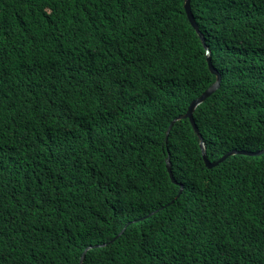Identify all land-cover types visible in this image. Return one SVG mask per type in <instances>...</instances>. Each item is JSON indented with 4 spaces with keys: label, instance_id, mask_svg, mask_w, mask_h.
Returning <instances> with one entry per match:
<instances>
[{
    "label": "trees",
    "instance_id": "16d2710c",
    "mask_svg": "<svg viewBox=\"0 0 264 264\" xmlns=\"http://www.w3.org/2000/svg\"><path fill=\"white\" fill-rule=\"evenodd\" d=\"M184 3L0 0V264H264V153L209 168L170 128L216 79ZM192 8L222 74L208 157L259 151L264 0Z\"/></svg>",
    "mask_w": 264,
    "mask_h": 264
},
{
    "label": "water",
    "instance_id": "95a60500",
    "mask_svg": "<svg viewBox=\"0 0 264 264\" xmlns=\"http://www.w3.org/2000/svg\"><path fill=\"white\" fill-rule=\"evenodd\" d=\"M186 3H185V9L188 13V16L190 18V20L192 21V23L194 24V26L198 29V26L195 22V19H194V15L192 13V7H191V0H185ZM200 33V31H198ZM203 41H204V38H203ZM206 49L209 53V47L206 45ZM208 62H209V66H210V69L212 70L213 73H215L217 75V80L216 82L209 88L207 89L203 95H201L198 99H196L195 101H193V103L191 104L190 108H189V111L187 113L186 116H189L191 117L194 125H195V122L193 120V111L194 109L196 108V106L203 102L207 97H209L220 85V82H221V74L218 72V70H216L212 64V58L210 56V54L208 55ZM196 128V131L198 132V128L195 126ZM200 135V134H199ZM201 137V148H202V152H203V157H204V160L206 162V165L210 168L214 167V166H217L218 164H220L221 162H223L224 160H226L229 156L231 155H235V154H249V155H259V154H262L264 152V148L259 150V151H245V150H238V149H235V150H232L228 153H226L224 156H222L220 159L216 160V161H211L209 158H208V154H207V150H206V145L203 141V138L202 136L200 135ZM168 168H169V171L171 173V177L173 179L174 182H177V180L174 178V175L172 173V166H171V163L168 164ZM88 249L85 250L82 258H81V264H83V261H84V257H85V254L87 252Z\"/></svg>",
    "mask_w": 264,
    "mask_h": 264
},
{
    "label": "clouds",
    "instance_id": "9594fccd",
    "mask_svg": "<svg viewBox=\"0 0 264 264\" xmlns=\"http://www.w3.org/2000/svg\"><path fill=\"white\" fill-rule=\"evenodd\" d=\"M185 3H186V1H185ZM185 3H184V8H185ZM191 7H192V0H191ZM185 11H186V9H185ZM192 13H193V15H194V19H195V22H196V24H197V26H198V29L194 26V24L192 23V21L190 20V18H189V16H188V13H187V11H186V14H187V16H188V19H189V22H190V24L192 25V27L196 30V32L199 34V36L201 37V39H202V42H203V44H204V46H205V50H206V55H207V61H208V55L210 54V56H211V58H212V53H211V48H210V46L207 44V38H206V36H205V33H204V31L201 29V25H200V23H199V21H198V19H197V17H196V15H195V13H194V11H193V8H192ZM198 31H200V33L198 32ZM203 38H204V41H203ZM206 45L209 47V53H208V51H207V49H206ZM212 64H213V66H214V68L216 69V70H218L216 67H215V65H214V63H213V59H212ZM208 65H209V62H208ZM209 69H210V66H209ZM210 71H211V73L213 74V75H215L216 76V79H215V81L207 88V89H209L215 82H216V80H217V75L215 74V73H213L212 72V70L210 69ZM218 72L221 74V72L218 70ZM221 84H222V74H221V82H220V85H219V87L211 94V95H213L219 88H220V86H221ZM206 89V90H207ZM205 90V91H206ZM204 91V92H205ZM203 92V93H204ZM203 93L201 94V95H203ZM200 95V96H201ZM210 95V96H211ZM199 96V97H200ZM209 96V97H210ZM199 97H197V98H195V99H193L191 102H190V104H189V106H188V109H187V111H186V113L184 114V115H179V116H177V117H175L174 118V120L172 121V123H171V125H170V128L173 126V124L175 123V122H177V121H179V120H181V119H183V118H185V119H189L190 121H191V124H192V126H193V129H194V131L197 133V135L200 137V135L202 136V134H201V132H200V129H199V126H198V124H197V122H196V118H195V111L197 110V108L203 103V102H205L206 101V99L208 98H206L203 102H201V103H199L197 106H196V108L194 109V111H193V120H194V122H195V125H194V123H193V121H192V119H191V117H189V116H186L187 115V113H188V111H189V108H190V106H191V104L193 103V101H195L196 99H198ZM195 126L198 128V132L196 131V128H195ZM169 128V129H170ZM168 133H169V131H168ZM200 134V135H199ZM202 138H203V136H202ZM71 139H73L72 137H70V140ZM69 140V139H68ZM203 141H204V139H203ZM204 143H205V141H204ZM200 145H201V137H200ZM206 145V144H205ZM202 149V148H201ZM206 150H207V147H206ZM230 152V151H229ZM203 153V152H202ZM264 153V152H263ZM207 154H208V152H207ZM225 155V154H224ZM223 155V156H224ZM260 155V154H259ZM232 156V155H231ZM35 158V157H34ZM204 158V157H203ZM209 158V157H208ZM220 159V158H219ZM218 160V159H217ZM205 161V160H204ZM216 161V160H215ZM32 163V161H27L26 162V164H31ZM169 163H171V166H172V162L170 161V160H168V163H167V167H168V164ZM206 163V162H205ZM222 163V162H221ZM219 165V164H218ZM208 167V166H207ZM215 167V166H214ZM210 168V167H209ZM213 168V167H212ZM168 171H169V168H168ZM170 172V171H169ZM172 173H173V169H172ZM170 175H171V173H170ZM175 178V177H174ZM175 183H178L179 185H181V189H180V192L183 190V188H184V184L183 183H180V182H175ZM68 184V183H67ZM68 189H69V191L71 192H74V193H76V191H75V189L76 188H74V186L72 185V184H68ZM76 196H78V194H76ZM93 247H95V246H90V247H88L87 249L89 250V249H91V248H93ZM87 250V251H88ZM85 252V251H84ZM87 253V252H86ZM84 254V253H83ZM83 256V255H82ZM85 256H86V254H85ZM82 258V257H81ZM84 259H85V257H84ZM80 264H81V260H80ZM83 264H84V261H83Z\"/></svg>",
    "mask_w": 264,
    "mask_h": 264
}]
</instances>
